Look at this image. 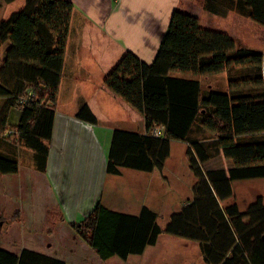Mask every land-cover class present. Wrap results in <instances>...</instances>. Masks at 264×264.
<instances>
[{"label": "trees", "instance_id": "trees-1", "mask_svg": "<svg viewBox=\"0 0 264 264\" xmlns=\"http://www.w3.org/2000/svg\"><path fill=\"white\" fill-rule=\"evenodd\" d=\"M196 1L210 13L234 11L264 28V0ZM72 7L69 0H24L21 9L0 20V47L10 43L0 64V98L5 99L0 112L2 174L18 171L16 156L7 152L15 142L32 149L37 167H45L44 141L52 133ZM222 72H228V90L201 95L194 77ZM104 85L145 120L143 134L113 130L107 173L118 174L120 167L161 170L171 141H184L196 181L193 198L163 228L147 207L130 215L97 201L72 224L78 236L101 259L140 254L166 233L197 241L210 264H264V198L256 196L244 211L235 203L223 204L232 196V182L264 178V50L238 46L228 33L202 26L196 16L175 8L153 59L146 63L127 52L107 73ZM22 98L26 101L20 104ZM12 109L18 111V122L14 134L4 136ZM75 116L97 123L86 104ZM196 124L216 135L215 145L230 167L203 170L211 156L192 135ZM158 126L162 135L151 134ZM0 264L66 263L26 248L16 253L0 247Z\"/></svg>", "mask_w": 264, "mask_h": 264}, {"label": "crops", "instance_id": "crops-1", "mask_svg": "<svg viewBox=\"0 0 264 264\" xmlns=\"http://www.w3.org/2000/svg\"><path fill=\"white\" fill-rule=\"evenodd\" d=\"M69 1L73 7L52 133L50 139L44 141L48 147L45 167L42 170L37 167L35 152L22 143L15 142L7 148V152L17 158L18 171L0 173V213L9 207V221L17 218L6 228L4 218L0 217V244L5 246L2 242H9L12 233L23 248L66 264H104L112 259L109 264H210L204 261L197 241L166 233H161L156 242L147 245L140 254H129L125 259L116 255L101 259L72 228L74 222L89 214L97 201L113 211L130 215H138L147 207L157 214V224L163 228L171 214L179 212L193 198L196 178L189 168L187 143L181 151L184 158L177 159L173 157L171 141L169 156L161 170L120 167L118 174L107 173L106 157L113 130L143 134L145 120L104 85V78L127 52L149 63L173 9L190 13L198 20L201 14L187 6L189 0ZM19 2L3 1L0 20L4 19L6 6L19 5ZM9 44L7 41L0 47V64ZM4 103L5 99L0 98V112ZM82 104H86L96 117L95 125L76 118ZM10 113L16 125L18 114L13 109ZM7 129L5 125L4 136L9 135ZM208 161L203 170L213 169L212 165L206 167ZM228 163L230 167L232 164ZM14 174L20 178L14 179ZM17 191L20 195L15 194ZM255 198L244 205L237 201L232 191V196L223 204L235 203L239 211H244ZM49 211L59 216L54 228H45ZM19 222L31 228L37 238L28 236L22 241ZM43 232H52L51 239H42L40 233ZM3 249L16 253L21 250L8 246Z\"/></svg>", "mask_w": 264, "mask_h": 264}, {"label": "rangeland", "instance_id": "rangeland-1", "mask_svg": "<svg viewBox=\"0 0 264 264\" xmlns=\"http://www.w3.org/2000/svg\"><path fill=\"white\" fill-rule=\"evenodd\" d=\"M3 1H8V0H0V5H2ZM190 2L187 1V6L197 10L201 16H200V24L202 26H208L224 31L228 33L236 42L238 46H244L248 48H253L257 50H264V28L257 26L254 24L252 21L249 19L242 17L240 15H237L234 11H227L224 15L216 14L213 13V16L211 15L210 12L205 10L201 2L196 1V0H189ZM12 4L9 6H6L5 8V15L4 18H6L10 13L14 11H18L21 9L24 5V0H20L19 5ZM198 7L201 8V11L198 10ZM203 10V11H202ZM199 14V15H200ZM234 74L239 75L237 71L234 69L232 70ZM245 74L248 73L253 77V72L251 69L244 68L242 70ZM228 72H222L219 74L215 75H208V76H195L194 78L198 79L200 82V87H201V95H204L205 93L209 91H218V92H224L228 90ZM246 89V87L244 88ZM9 115V121L6 123V128H8V133L14 132L12 129L15 128V125L13 124L15 117L12 115V113L8 114ZM10 131V132H9ZM193 137H197L199 140L203 142L204 145H206V148L209 149L210 152V161H208L206 167H211V165L214 168H224L227 169L229 163L231 162L230 160H227L223 157L221 152L217 149L216 143H215V134L212 132H209L202 127H200L198 124L194 126V129L192 131ZM172 149L173 152L175 153L173 157L177 159H182L184 156L182 155L181 151L183 150L184 143L182 141H172ZM180 151V152H179ZM202 167H205V164L202 165ZM22 172V167L19 170V174ZM2 176V175H1ZM13 178V177H12ZM20 178L18 174H14V179ZM233 192L235 195V198L237 201L240 203H243L244 205L247 204L251 199L256 197V195H261L262 198H264V178H255V179H248V180H240L239 182H234L233 185ZM15 194L20 195V192L17 191ZM243 199V202L241 200ZM11 211L9 207H6L2 210L0 213V217H3L6 224L5 227L7 228L8 223H13L12 221L15 220L17 217H12L13 220L9 221ZM48 217L46 218V224L45 228H48L49 226L51 228L56 227L58 224L56 222V219L59 217L58 214L49 211ZM19 225L21 223L19 222ZM21 231L20 235L23 240L28 239V236L31 238H37V234L32 230L31 228L25 227L23 225L20 226ZM52 232H43L40 233V235H43L42 239L44 240H50V235ZM11 237L9 242H2L4 243L5 246H8L10 248H14V250L19 251L22 247V244L18 245L17 241ZM1 239V238H0ZM15 240V241H14ZM21 241V242H22ZM2 245V246H1ZM3 244H0V247H5ZM112 260H108L104 262V264H109L112 263Z\"/></svg>", "mask_w": 264, "mask_h": 264}, {"label": "built area", "instance_id": "built-area-1", "mask_svg": "<svg viewBox=\"0 0 264 264\" xmlns=\"http://www.w3.org/2000/svg\"><path fill=\"white\" fill-rule=\"evenodd\" d=\"M26 92H27V96L31 95V91L30 90L27 89ZM25 101H26V98H22L19 101V103L21 104V103H24ZM14 111L16 113H18V111L16 109H14ZM162 132H163V127L162 126H158V127L153 128L150 133L155 135V136H160V135H162Z\"/></svg>", "mask_w": 264, "mask_h": 264}]
</instances>
